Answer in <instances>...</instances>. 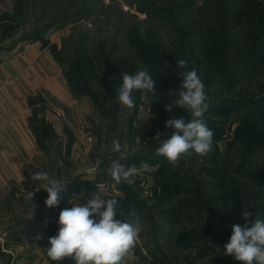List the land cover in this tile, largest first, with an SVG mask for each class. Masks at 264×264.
Instances as JSON below:
<instances>
[{"label":"rangeland","instance_id":"rangeland-1","mask_svg":"<svg viewBox=\"0 0 264 264\" xmlns=\"http://www.w3.org/2000/svg\"><path fill=\"white\" fill-rule=\"evenodd\" d=\"M231 1L0 0V59L14 53L17 46L22 47L23 43L31 42L22 38L34 29L46 25L50 27L43 33L46 43L44 46L49 50L54 49L55 56L62 59V64L56 60L55 62L60 67L65 82L67 79L64 72L76 61V54L80 53L82 57L78 87L84 91L80 97L83 98L84 107L81 108L80 103L76 112H70L71 108L59 98L48 99L50 107L54 109L66 106L69 108L68 113L65 112L66 117L79 131L82 143L76 142L74 138L68 142L67 134L63 146L57 145L56 137L44 140L41 147L44 155L37 164L41 171L48 172L51 177L62 181L68 187L65 186V190L59 194L58 206L49 208L44 203L48 194L42 189L43 182L36 181L35 189L31 192H34L32 203L35 201L36 206L34 217L41 219L40 233L54 236L59 228V213L72 206L69 201L75 199L83 205L91 199L93 193H98L103 199H118L120 218L131 219L121 210L122 200L127 195L121 190V186L128 187V195H134L142 203L139 216L143 230L134 249V256L128 264H188L194 249L178 246L177 240L181 237L180 231L196 225L198 217L195 209H192L191 214H172L181 200L200 197L211 209L224 211L239 220L244 219L242 213L235 209V205L223 197L221 189L208 183L211 177L203 170L205 166H215L234 177H241L244 187L248 183V190L252 191L254 197L257 196V188L251 184L247 173L264 178V146L245 149L241 136L231 141L240 121L235 115L211 114L209 110L205 113V122L209 118L216 122L215 126L221 122L225 130L220 137H213V150L208 155H192L180 161L177 167H181V175L186 174L187 178L190 176L196 179L194 183L187 179L181 188H174V183L166 182L168 189L165 192L158 191L155 187L157 183L150 175L155 166L148 163L135 166L139 172L131 178L132 183L119 185L115 184L108 171L105 174H95L93 165L98 158L121 160L126 155L148 154L152 149L156 151L168 133L173 131L165 127L167 120L183 117L187 122L190 114L184 109L174 107L172 112L165 109V103L170 102L169 92L179 89L183 82V71L195 69L198 72L205 84L210 106L216 98L264 97V66L261 64L252 70L244 69L234 80H230L226 71L218 70L209 61L213 48L209 38L218 41L224 35L221 32L222 12ZM123 5H127L129 9L124 10ZM211 30L219 36L213 35ZM133 32L150 46L152 54L148 51L144 53L133 44L130 37ZM227 35L229 41H232L227 46V60L233 64L249 52L253 43L248 29L242 24H229ZM11 44L15 46L8 49ZM52 57L55 59L53 55ZM150 59L161 69L168 83H156L155 95L135 92L133 95L136 108L129 110L117 100V90L122 84L121 75L141 70L148 65ZM180 59L187 61V68L181 69L177 66L176 60ZM149 70L153 73L151 68ZM67 88L74 98L68 81ZM171 99L175 100L176 96ZM158 134L163 135L157 137ZM114 138L119 139L124 146L120 153L112 151ZM157 156H152L155 163ZM166 167L168 174L176 169L168 163ZM84 181L89 182L81 185L79 190H68L71 187L69 184ZM26 196L30 200V194ZM253 202L264 209V192H258V197ZM14 206L12 204L10 209L3 211L6 218L4 221L7 222L9 218L11 225H15L23 214L29 212L24 207L15 210L12 208ZM30 211L33 212L32 209ZM162 212L171 214V217H164ZM149 217L157 221L161 229L152 230ZM208 231L209 234L212 233L213 228ZM27 238L30 240L29 236ZM201 240L210 243L214 252L193 264L208 263L216 253L227 256L224 246L229 239L226 237L218 241H211L210 238ZM33 242L45 258V264H51L45 247L38 240L33 239ZM24 246L28 247L27 242H24ZM0 250L12 255L15 253L1 246ZM163 253L166 257H163ZM40 259L37 258V261ZM230 259L234 262V258Z\"/></svg>","mask_w":264,"mask_h":264},{"label":"clouds","instance_id":"clouds-1","mask_svg":"<svg viewBox=\"0 0 264 264\" xmlns=\"http://www.w3.org/2000/svg\"><path fill=\"white\" fill-rule=\"evenodd\" d=\"M176 62L179 68H187L186 60ZM149 68V65H145L133 74L121 75L122 84L117 90L120 105L133 110L136 108L135 92L150 95L157 93V82ZM181 75L183 82L179 89L169 92L170 102L165 103V109L172 112L174 107L182 108L190 114V118L187 122L183 117L167 120L165 127L173 131L168 133L156 149L157 155L165 157L173 167H177L182 159L192 155L203 157L213 150L214 133L204 120L210 107L205 84L195 69L183 71ZM172 96H176V99L172 100ZM123 147L119 139L112 140L113 152L120 153ZM109 162L108 174L117 185L132 183L131 178L139 172L135 166H125L120 160ZM100 163L98 158L93 164L95 170ZM31 179L43 182L42 189L48 194L45 205L49 208L58 206L59 194L67 184L45 171L32 174ZM33 196L34 192H31V202ZM69 203L72 206L59 213L57 233L48 239L47 256L55 262L71 258L74 264H128L134 256V249L143 230L141 217L132 210L128 213L131 219L118 218V200L103 199L98 193H93L91 199L83 205L75 199ZM35 207L33 204L32 215ZM261 216L258 213L250 219L252 213L244 207L242 217L249 223L232 226L229 242L224 246L225 255L233 257L239 264H264V218ZM42 238L38 234L34 239Z\"/></svg>","mask_w":264,"mask_h":264},{"label":"trees","instance_id":"trees-1","mask_svg":"<svg viewBox=\"0 0 264 264\" xmlns=\"http://www.w3.org/2000/svg\"><path fill=\"white\" fill-rule=\"evenodd\" d=\"M229 24H233L234 26L240 24L245 25L248 29V35L251 37V41L253 43V46L251 47L249 52L239 61L233 64L229 63L226 55V52L228 50L227 46L229 47L232 43V41H229L227 35ZM49 27V25H46L43 28L34 29L30 34L23 37L22 40H39L41 43L46 44L43 33L46 29H49ZM221 30L224 35L222 36V38L220 36V40L215 41L214 38H209L211 47H213L210 52L211 57L209 58V61H211L212 65H216L218 70H223V72L226 71L225 73L229 76L230 80H234L236 78V75L239 72L241 73L244 69L252 70L260 64L261 66H264V0H232L230 2V5L226 7L222 12ZM211 33L213 35L219 36L217 35V33H215L214 30H211ZM130 37L131 41L137 46L138 49H140L144 53H146L147 51L150 53V46L142 42V40L138 36H136L135 32L130 33ZM14 46L15 44H11L8 49H12ZM50 51L55 57V60L58 63L62 64V59L55 56L54 49ZM76 57V61H73L70 64V67L67 71L64 72V75L68 83L71 85L74 96L79 97L82 96V93L84 92L83 88H81L80 86L78 87V84L80 83L78 71L80 65L82 64V57L80 53H77ZM211 64L209 63V68L212 67ZM148 65L153 70V79L156 80L157 84L166 85L168 82H166V78L162 75L161 69L159 67H156L155 63H153L151 59L148 62ZM75 75H77V77H74ZM35 111L36 110H34V112ZM209 112L211 114H232L238 117L240 121H238V126L234 130L235 136H233L234 138L231 139V141L241 136L242 140L245 142V149L258 147L260 145L264 146V97L257 99L247 97H224L220 99L216 98L214 102H212L209 108ZM30 120L31 126L32 121L39 122L38 127L32 126L37 138V142L39 143V148L44 145V140L56 137L49 124L45 123L42 120L38 121L37 118L35 119L36 121L32 119ZM206 123L208 127L213 131V137H220L225 130L224 124L222 125L221 122H218L217 124L219 125L215 126L216 122L212 121V119L209 118L206 120ZM71 141L72 136L68 134V142ZM156 154V151L152 149L148 154L137 153L135 155H126L120 161L126 166H137L139 164L141 165L142 163H148L151 166H155V168L150 172V175L154 179V181H156L157 184L155 185V187H157L158 191L165 192L168 189L166 182L174 183V188H181V186L187 179L192 183L196 181L194 177L189 176L187 178L186 174L182 176L180 173L181 167H176L173 172H170L168 174L166 171V169L168 168L166 167L168 163L166 158L158 155L157 163H155V159L152 156ZM150 156L151 159H149ZM203 170L207 175L211 177L208 180V183L212 187L220 188L223 197L229 199L230 202L235 205V209L238 212L242 213L244 207H247L248 211L252 213V217H250V219L255 218L256 214L258 213L262 214L261 218H264V209L255 205L253 202L254 198L258 197V192L260 194L264 192V178L247 173V178L252 182L251 184L253 186L255 185V187L257 188V190H255V195L257 196L254 197L252 191L248 190L249 184L246 183V188L244 187V183H242L241 181V179L243 178L238 177L240 178L238 179L232 174L226 173L224 170L217 169L215 166H205ZM106 172L107 169L97 175H100L102 173L105 174ZM157 179H161V181H158ZM88 182L89 181H84L82 183L76 184L72 183L73 185L69 184L71 185V187H69L68 190H73L75 188L76 190H79L80 188H82L81 185H84ZM120 188L127 194L122 200L123 202L121 204V210H124L127 215L132 210L140 215L142 203L136 197H133V194V196L128 195L127 192L130 191L128 187L121 186ZM192 209H195L196 211L195 214L198 217V222L194 227H189L188 229L180 231L181 239L179 238L177 240L178 246L183 245L184 249H194V253L190 256L188 264H193L197 261H200L202 258L209 255V253L214 252L212 245H210V243H207V241H202L201 239L210 238L211 241L213 239L218 241L225 237L227 239H230L233 225L244 226L245 224L249 223L248 220L236 219L234 216L224 211L211 209L207 206V203L200 199V197H197L196 199L189 198L184 201H179L175 212L172 214H174L175 216H179L182 213L191 214ZM162 215L164 217H171V214L168 215L167 212H162ZM175 216L174 219H176ZM118 218H120L119 215ZM149 219L152 221L150 225V228L152 230H157V228L161 229L157 221L152 220L151 217H149ZM211 227L213 228V231L209 234L210 231L208 230ZM35 234L36 236L38 234L42 235L43 238L38 241L39 244L45 247V249L47 250V247L49 246L48 239L49 237H51V234L48 235L45 233L43 235L40 232H37ZM185 236L186 239L184 238ZM190 242L192 244H190ZM163 257H166L164 253ZM230 257L231 256L223 257L221 254L216 253L212 258L209 259V262L205 264H239V262L235 259L234 262L231 261ZM50 261L51 264H74V261L71 258H65L64 260L59 262L52 261L51 259Z\"/></svg>","mask_w":264,"mask_h":264},{"label":"crops","instance_id":"crops-1","mask_svg":"<svg viewBox=\"0 0 264 264\" xmlns=\"http://www.w3.org/2000/svg\"><path fill=\"white\" fill-rule=\"evenodd\" d=\"M23 44L0 59V246L15 252L12 255L0 250V264L46 262L33 242L35 233L40 232L41 219L32 215L33 204L26 196L35 189L36 181H32L31 176L41 171L37 163L44 155L32 128L38 127L39 122L32 121L31 126L30 119L37 118L49 124L58 146L64 145L66 134L82 143L79 131L65 114L69 108L70 112H76L80 103V107L83 106L82 96H71L49 48L40 41ZM50 98H59L69 108L50 107ZM12 204L15 210L24 207L29 211L26 215L22 213L24 216L15 225H11L9 218L4 221L3 216V211L10 209ZM37 258L41 259L37 261Z\"/></svg>","mask_w":264,"mask_h":264},{"label":"water","instance_id":"water-1","mask_svg":"<svg viewBox=\"0 0 264 264\" xmlns=\"http://www.w3.org/2000/svg\"><path fill=\"white\" fill-rule=\"evenodd\" d=\"M113 160V159H112ZM115 160H119V159H115ZM109 160H107V159H102L101 160V163H100V165H99V167L97 168V170H95V168H94V172H95V174H99V173H101L102 171H104L108 166H109Z\"/></svg>","mask_w":264,"mask_h":264},{"label":"built area","instance_id":"built-area-1","mask_svg":"<svg viewBox=\"0 0 264 264\" xmlns=\"http://www.w3.org/2000/svg\"><path fill=\"white\" fill-rule=\"evenodd\" d=\"M122 8H123L124 10L129 9V7H128L127 5H123Z\"/></svg>","mask_w":264,"mask_h":264}]
</instances>
